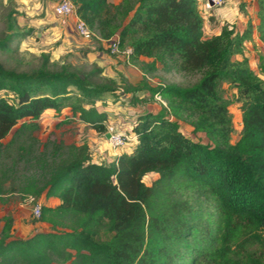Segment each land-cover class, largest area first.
I'll use <instances>...</instances> for the list:
<instances>
[{
  "label": "trees",
  "instance_id": "obj_1",
  "mask_svg": "<svg viewBox=\"0 0 264 264\" xmlns=\"http://www.w3.org/2000/svg\"><path fill=\"white\" fill-rule=\"evenodd\" d=\"M72 2L99 49L106 50L102 39L118 35L129 60L152 58L147 71L161 65L200 77L189 86L145 81L120 87L99 66L56 67L48 54L28 70L0 61V195L10 172L2 161L16 147L18 161L42 171L41 177L25 176L21 192L61 200L42 207L39 219L50 231L28 238H12L14 218H0V264H264V59L259 72L247 57L235 59L255 34L264 42V0H257V25L249 16L243 32L224 25L211 37L199 0ZM240 9L245 12L244 3ZM15 13L7 14L0 52L12 51V43L29 34ZM223 82L242 105L236 143ZM139 91L148 92L145 101L161 95L167 106L137 118L130 152L97 163L87 144L71 145L59 158L36 150L33 134L48 109L71 107L74 116L105 132L108 113L98 110L97 100L105 93L131 94L135 103ZM181 120L209 142L185 134ZM151 172L158 176L148 184ZM254 245L258 256L247 253Z\"/></svg>",
  "mask_w": 264,
  "mask_h": 264
},
{
  "label": "rangeland",
  "instance_id": "obj_2",
  "mask_svg": "<svg viewBox=\"0 0 264 264\" xmlns=\"http://www.w3.org/2000/svg\"><path fill=\"white\" fill-rule=\"evenodd\" d=\"M52 1V3H55V0ZM58 2L59 0L54 5H51L49 0H0V36L6 31L7 14L10 9L15 10L14 16L19 23L20 29L29 32L25 37H20L12 43V51L0 52V61L6 67L28 70L38 66L43 55L48 54L50 55L51 63L56 67H59L64 62H71L76 67L85 70L99 66L104 70L103 75L116 80L120 87L126 85L141 86L145 81L152 87L160 83H176L182 86H189L199 79L200 75H187L176 70L167 72L161 65L154 72H146L143 65L146 62L144 58H140L138 62H133L129 60L128 54L121 52L113 55L111 51L107 50L109 49L108 42H103L104 49L106 50L99 49L94 38L89 42L81 39L76 34V18L74 22L71 18L73 16L64 17L56 14L54 8ZM243 3L245 4V12L247 14L240 9ZM254 5L255 0H235L231 3L228 12H232L231 8L239 10L246 18L250 16L258 22ZM205 14L204 16H206ZM244 57H247L253 69L259 72V63L264 59V42L256 39V41L248 43ZM235 59H238V57H235ZM144 72L146 75L143 74ZM221 91L229 102V109L234 123L232 143H236L240 138L243 128L242 105L236 100L237 92L229 83L223 82ZM145 94L144 91H139L135 97L136 101L141 104L140 107L144 109L143 111L151 108L146 102L167 106L157 98L145 101L144 97L147 96ZM131 96V94H127L120 99L124 107L133 103ZM162 99L167 103L163 97ZM113 100L114 98L110 94L105 93L101 99L97 100L99 109L107 108L106 106ZM104 101L106 102V106L103 105ZM134 105L136 106V104ZM59 116L61 114L57 115L54 113L53 115H47L44 123L41 122V129L33 134V137L37 140L36 150L39 153L46 152L49 158L65 156L71 145H77V142L89 139L88 128L84 129L79 137L76 135L77 129L73 127L72 118L68 117V119H65L66 116L70 115L65 114L62 121H56L55 118ZM180 125L182 131L194 140H200L205 143L209 142L205 134H195L192 131L193 129L189 121L181 120ZM118 126L120 125L118 124ZM26 138L23 142L25 144L30 143L31 139H28L29 137ZM11 152L12 155L9 158H4L2 161L3 167L8 166L10 172L8 173V178L3 181L5 192L3 200L0 201V209L3 211L6 207H9L10 210L14 211L21 212L25 210L30 218L29 222L25 221V224H33L34 221H40V219L33 218L30 204L26 200V196L29 194L21 192L20 189L23 186L25 176L35 175L41 177L42 171L38 165L26 166L22 159L18 161L16 147ZM15 163L17 165L14 167ZM157 176V174L153 173L147 175L145 181L149 184ZM41 202L42 204L44 203L43 200ZM31 233L24 234L26 237H29ZM105 237L104 235L103 238ZM247 253L258 256L261 253V249L258 245H254L248 249Z\"/></svg>",
  "mask_w": 264,
  "mask_h": 264
},
{
  "label": "crops",
  "instance_id": "obj_3",
  "mask_svg": "<svg viewBox=\"0 0 264 264\" xmlns=\"http://www.w3.org/2000/svg\"><path fill=\"white\" fill-rule=\"evenodd\" d=\"M49 1H50L51 5L52 4L54 5L57 0L54 1L55 3H52L53 2L52 0H49ZM200 1L201 0H199V9H200ZM234 1L235 0H228V2H226L222 6H215L213 9H211L209 11V13H206V12L200 10L201 14L204 17V32H205L206 37H211V36L219 34L224 25H229L230 27L234 28L235 31H238V32L244 31L248 18H246L243 13L239 12V10H234L231 8L232 12H228V10L230 9L231 3ZM112 2H114L115 4H118L121 2V0H112ZM254 6H255L256 15H257V12H258L257 0H255ZM204 14L206 16H204ZM71 18L75 22V17L73 16ZM257 20H258V17H257ZM253 21H254V24L257 25L258 22H256L255 19H253ZM72 29L74 30L73 26H72ZM76 34H77V32H76ZM81 39H84V38H81ZM256 39L257 40L259 39L257 34H255V36H254V41H256ZM84 40L89 41V42L91 41V40H87V39H84ZM248 43H251V42L245 43V49H246V46L248 45ZM244 54L243 55H236L235 57H238V59H242V58H244ZM240 56H241V58H240ZM141 58H144L146 61L145 63H143V65L152 61V58H148V57H141ZM144 71L149 72L146 69ZM143 74L146 75L145 72ZM144 92L146 93L145 95L148 96V92L147 91H144ZM108 94H110L114 98V100L110 104H108L107 106L105 105L106 102L104 101L103 105H105L107 108L99 109L98 104H97L98 110L106 111L108 113V120L105 123L106 128L111 123H117L121 127L129 130V132H130V130H131V132H133V126H134V124H135V122L139 116L144 115L147 112H154V113L160 112L162 110V107H163L162 105H160L158 103L151 104L150 102H146V104L151 108L143 111L144 109H142L140 107L141 104H139V102H137V101L135 103H131L127 107H124V105H122V102L120 100L122 97L117 98L111 93H108ZM147 96H145V97H147ZM134 104H136V106ZM54 113H56L57 115L61 114V116L55 118L56 121H62L64 119L63 115L65 116V114L70 115V116H66L65 119H68V117L72 118V120H73L72 122L74 125L73 127H75L77 129L76 135L79 137L81 136L80 133L83 132L84 129L88 128L87 132L89 134V139L88 140L86 139V141H82L79 143L77 142V145L87 144L89 146L92 161L97 162V163L110 162V161L114 160L119 154H121L123 152H130V151H124V150H113L110 146V142L108 140L109 137L107 136L106 131L105 132H99L95 128L91 127L90 125H88L87 123H85L81 119H79L78 116H74L71 107H66L61 111H57L55 109H48L44 113V115L41 117L40 122L44 123V119L46 118V116L51 115V114L53 115ZM42 123H41V125H42ZM152 173L157 174L155 172H151L148 175H150ZM3 196H4L3 194L0 195V198H3ZM40 200L44 201L43 205L52 206V207L58 206L61 203L60 198H58L56 196L45 197L44 194L41 195ZM0 213H1V216L8 215V216H12L14 218V225L12 228V238H28L25 236L26 233L32 232L30 235V236H32L33 234H35L37 232H42V231L48 232V231H50V225L44 221H34L33 224L32 223L25 224V221L29 222V219H30L28 217V215L26 214L25 210H22L20 212L17 210L16 211L10 210L9 207H6L3 211L0 209ZM3 224H4V221L1 222L0 229L3 226Z\"/></svg>",
  "mask_w": 264,
  "mask_h": 264
},
{
  "label": "built area",
  "instance_id": "obj_4",
  "mask_svg": "<svg viewBox=\"0 0 264 264\" xmlns=\"http://www.w3.org/2000/svg\"><path fill=\"white\" fill-rule=\"evenodd\" d=\"M227 0H201L200 1V10L204 12H209L215 6H222ZM56 14L64 17L74 16L76 18L75 30L77 34L84 39L92 40L95 36V33L88 27V25L78 17L75 10V5L72 0H59L55 6ZM103 42H108L109 48L113 54L125 53L128 54L129 51H121L119 43L120 39L118 35H115L109 40L102 39ZM158 100L163 102L164 105H167L163 101L162 96L157 94L156 97ZM106 133L109 134V142L113 150H124L130 151L135 144L137 139L134 132H129L126 128L118 126V124H109L106 128ZM28 204H30V211L33 218L39 219L42 214L43 204L40 199H37L35 195L29 194L26 196Z\"/></svg>",
  "mask_w": 264,
  "mask_h": 264
},
{
  "label": "water",
  "instance_id": "obj_5",
  "mask_svg": "<svg viewBox=\"0 0 264 264\" xmlns=\"http://www.w3.org/2000/svg\"><path fill=\"white\" fill-rule=\"evenodd\" d=\"M107 136L109 137V134H107Z\"/></svg>",
  "mask_w": 264,
  "mask_h": 264
}]
</instances>
